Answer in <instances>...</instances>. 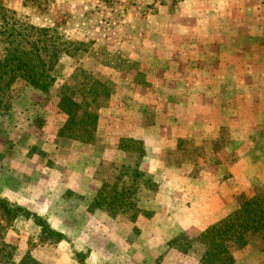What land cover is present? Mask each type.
I'll return each instance as SVG.
<instances>
[{"label": "rangeland", "instance_id": "374dc122", "mask_svg": "<svg viewBox=\"0 0 264 264\" xmlns=\"http://www.w3.org/2000/svg\"><path fill=\"white\" fill-rule=\"evenodd\" d=\"M243 4L247 37L220 0H0L17 33L84 45L59 55L49 90L18 79L3 100L0 264H207L199 234L264 200V0ZM85 74L109 83L90 142L60 133L58 108L60 86ZM45 165L83 190L54 181L34 212ZM115 183L134 190L123 214L96 204ZM246 238L232 264H264L261 235Z\"/></svg>", "mask_w": 264, "mask_h": 264}, {"label": "trees", "instance_id": "16d2710c", "mask_svg": "<svg viewBox=\"0 0 264 264\" xmlns=\"http://www.w3.org/2000/svg\"><path fill=\"white\" fill-rule=\"evenodd\" d=\"M14 26L10 18L0 14V43L5 45L0 51V110L4 98L16 80L22 79L47 91L49 85L55 83V78L50 72L56 68L59 55L71 54L70 50H74L72 52L74 54L77 48L84 46L76 41L60 43L52 40L48 36V30L44 29L33 28L32 34L27 32L21 35L16 32ZM108 85L106 81L85 74L83 79L71 78L69 83L60 86L58 108L68 115L66 124L60 130L61 134L73 136L81 142L93 140L98 100L102 96L108 97L106 88ZM133 143L137 146L135 151L138 149L143 155L145 151L143 145L137 141ZM122 171L129 172L130 169L123 167ZM134 175L137 178L141 176L137 170H134ZM109 187L102 188L96 204L114 214H123L127 206L133 207V201L128 198L134 196V190L130 191L124 186L118 191L117 183ZM1 202L4 204V201ZM4 210L9 211L7 205ZM48 232L55 235L50 229ZM247 233L260 234L264 243V200L259 196L245 198L238 210L199 234L197 241L206 244L201 256L202 262L232 264L234 257L230 247L245 245ZM186 239L189 241L188 238Z\"/></svg>", "mask_w": 264, "mask_h": 264}, {"label": "crops", "instance_id": "0c3cea01", "mask_svg": "<svg viewBox=\"0 0 264 264\" xmlns=\"http://www.w3.org/2000/svg\"><path fill=\"white\" fill-rule=\"evenodd\" d=\"M244 1L245 0H220V8L224 9L226 12V17L233 18L234 28L237 36H244L246 35V29H245V20H246V10H244ZM215 4V5H214ZM213 6L210 8L217 7L218 1H215ZM236 9V16H234L233 13H230L229 11ZM232 12V11H231ZM214 14V13H213ZM260 20V17H258ZM259 36V41L261 39V34L256 35ZM254 39V38H253ZM260 43L258 45V49L260 50ZM241 50V49H240ZM194 82L197 83V80L194 79ZM32 102L36 103V101L33 99ZM59 120V119H58ZM45 130H47V124H50L51 126V120H46L45 122ZM59 124L57 125V127ZM56 128V127H55ZM116 142V139H114L113 143ZM44 146L48 147L49 143H44ZM62 175L60 172L54 171L51 168H48L46 165L41 166L40 169L36 170L32 173V211L34 212H40L49 210V203L48 197L51 196V190L53 189V183L56 181L59 186H63L62 182ZM67 180V179H66ZM64 188H71L73 190L82 191L83 189L80 187H76L73 185H70L68 183V180L66 181ZM79 188V190H78Z\"/></svg>", "mask_w": 264, "mask_h": 264}]
</instances>
